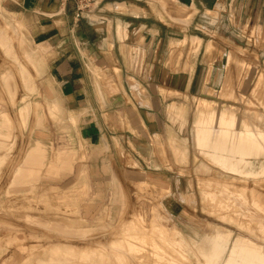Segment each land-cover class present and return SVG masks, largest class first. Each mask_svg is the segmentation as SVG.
I'll use <instances>...</instances> for the list:
<instances>
[{
    "label": "rangeland",
    "instance_id": "obj_1",
    "mask_svg": "<svg viewBox=\"0 0 264 264\" xmlns=\"http://www.w3.org/2000/svg\"><path fill=\"white\" fill-rule=\"evenodd\" d=\"M155 1L165 11L177 10L170 0ZM168 15L173 19L172 13ZM219 17V26L210 35L220 43L233 40L229 61L226 46L215 41L206 46L213 52L203 62L195 56L200 37L187 36L175 44L174 49H180L181 54L185 47L187 73L198 64L194 84L208 88L203 95H185L184 106H168L171 118L186 122V162L181 161L186 172L179 185L184 190L180 196L183 205L174 204L177 198L173 196L171 205L163 206L162 199L169 190L160 191L145 180L130 187L113 183L106 191L94 190L86 180L68 190L49 182L61 177L67 155L75 156L78 150L74 140L67 139L70 130L62 125V109L47 102L40 92L50 83L41 78L46 63L30 45L25 31L28 27L0 6V140L18 134L28 135V140L35 134L52 135L49 143H38L35 151L31 142L26 143L29 158L35 157V152L42 154L43 189L37 194L34 188L3 189L2 171L18 142L9 145L0 141V264H210L209 248L214 241L228 243L242 257L264 259V15H245L241 21L234 15L238 24L234 29L228 26L227 13ZM8 24L11 32L16 30L15 38L10 36ZM174 53L172 67L177 64ZM212 69V77H208ZM134 96L139 100V95ZM164 96L177 100L171 94ZM201 101L208 107L203 108ZM222 112L227 116L223 118ZM201 126L225 128L230 137L246 133L247 142L253 133L252 145L263 148L247 157L251 165L244 168L246 172H238L226 164L232 158L205 155L208 150L196 135ZM259 134L262 137L256 138ZM79 149L83 152L81 144ZM80 158H84L82 154ZM177 176L172 175L175 187ZM96 197L99 205L94 203ZM83 200L90 206H83Z\"/></svg>",
    "mask_w": 264,
    "mask_h": 264
},
{
    "label": "crops",
    "instance_id": "obj_2",
    "mask_svg": "<svg viewBox=\"0 0 264 264\" xmlns=\"http://www.w3.org/2000/svg\"><path fill=\"white\" fill-rule=\"evenodd\" d=\"M256 1L170 0L177 10L165 11L155 0H100L76 19L72 0H0L4 12L18 16L28 27L27 39L46 63L41 78L50 83L40 92L62 109V125L70 130L67 139H73L78 150L75 156L67 155L61 177L49 182L68 190L86 180L94 190L106 191L113 183L130 187L145 180L160 191L169 190L163 194V206L171 205L173 196L177 198L174 204L183 205L184 190L179 185L186 172V164L181 163L186 162V122L174 117L172 121L168 106H184L185 95H203L208 87L194 84L198 64L186 72V50L181 54L174 49L176 41L200 37L195 56L201 62L208 60L213 51L206 46L215 41L210 32L218 28L220 14L227 13L228 26L234 29L238 26L234 15L239 21L245 15H264V0ZM231 41H215L226 46L228 61L229 46H235ZM173 51L178 53H174L177 64L172 67ZM212 73L213 69L208 77ZM169 94L177 100L164 96ZM50 138L40 133L29 140L26 134L0 140L9 145L18 142L2 171L3 189L34 188L35 194L43 189L42 156L29 158L26 143L31 142L34 150ZM176 174L177 188L174 177L172 181ZM94 203L100 204L98 197ZM82 205L90 203L83 200Z\"/></svg>",
    "mask_w": 264,
    "mask_h": 264
},
{
    "label": "bare ground",
    "instance_id": "obj_3",
    "mask_svg": "<svg viewBox=\"0 0 264 264\" xmlns=\"http://www.w3.org/2000/svg\"><path fill=\"white\" fill-rule=\"evenodd\" d=\"M189 19V18H188ZM6 21V20H5ZM8 30H9V33H10V36L15 38L16 36V30H14L13 32H11L12 30V27L8 24ZM1 41L2 43L7 47L9 48L10 50V47L9 45L7 44V42H5L4 39L1 38ZM23 41V40H22ZM208 44V43H207ZM16 65V64H15ZM16 67V66H15ZM17 68V67H16ZM22 72V71H21ZM26 73V72H25ZM29 76V74H28ZM26 80H27V83L30 84V79L29 77H25ZM25 80V79H24ZM10 82V81H9ZM25 82V81H24ZM7 84V82H6ZM26 86V85H25ZM10 88V86H9ZM28 95V94H27ZM201 103V106L203 105V108L205 107H208V104L207 102H204V101H201L199 102ZM198 103V105H200ZM21 110V109H20ZM24 108H22V113L25 114V110ZM208 110V109H207ZM228 112V111H227ZM196 113V112H195ZM224 115V117L227 116L226 112H222ZM197 115V114H196ZM195 115V116H196ZM22 117V116H21ZM24 117V115H23ZM195 119V118H194ZM73 121H75V117L73 116L72 118ZM38 123V122H37ZM201 123V121H200ZM246 131V130H244ZM232 133V132H231ZM248 133V132H247ZM255 133V132H254ZM245 136H246V133H244ZM249 134V133H248ZM253 134V133H252ZM250 136V142L246 141V137L245 136H242V134L239 136L235 135L232 137H230V134L229 132L225 129V128H220V129H216V130H212L210 126L208 127H205L203 128V126H201V128L198 130L197 132V136H198V141H201L202 143V147L204 148V150H208L206 152L205 155H209V157H213L215 158L216 155H219V157L221 158H225V157H230L232 158V160L230 161H227L226 164H228L229 166L231 167H234V168H238V172H246L245 171V167L247 165H251L250 161L247 159L248 156L252 155V154H258L260 152V149L258 147H260L261 145L259 146H255V145H252L251 143V138L252 135ZM196 136V137H197ZM230 137V138H229ZM249 137V136H247ZM258 137H262L261 134H259V136H256V138ZM255 138V137H254ZM253 138V139H254ZM261 142V139L259 140ZM256 142L258 143V141L256 140ZM198 143V142H197ZM256 143V145H258ZM262 143V142H261ZM264 144H262L263 146ZM261 146V147H262ZM2 147V146H1ZM0 147V148H1ZM5 148V147H3ZM263 148V147H262ZM36 150V149H35ZM34 150V151H35ZM40 153V152H39ZM264 153V152H263ZM35 154H37L35 152ZM42 154H40L41 156ZM29 156V155H28ZM35 156V155H34ZM39 156V155H38ZM207 157V156H206ZM36 159V158H35ZM31 160V159H30ZM211 160V159H210ZM26 162V161H24ZM28 162V161H27ZM26 162V163H27ZM194 162V161H193ZM25 163V164H26ZM207 163V162H206ZM32 164V163H31ZM30 165V164H28ZM249 165V166H250ZM253 166V165H252ZM23 169V168H21ZM20 169V170H21ZM28 169V168H27ZM25 169V170H27ZM29 170V169H28ZM27 170V171H28ZM213 170V169H212ZM262 170V169H261ZM250 171V170H249ZM247 171V172H249ZM23 172V171H22ZM251 172H253L251 170ZM250 172V173H251ZM35 179V178H34ZM29 183V182H28ZM141 187V186H140ZM119 193V192H118ZM114 196V195H113ZM117 198V197H116ZM115 199V198H114ZM117 201V200H116ZM22 203V202H21ZM24 204V203H23ZM78 209V208H77ZM76 210V209H75ZM79 213V212H78ZM263 225V227H262ZM261 225V230L264 229V223ZM56 228V227H55ZM54 228V229H55ZM57 228H60L61 227H57ZM66 228V227H65ZM63 229V228H62ZM70 231L69 228H66ZM59 230V229H58ZM85 230V229H84ZM62 231V230H60ZM75 232V230H74ZM78 233V232H77ZM75 234V233H74ZM82 234V233H81ZM77 235V234H76ZM198 240V239H197ZM206 241H207V237L203 239V241L201 242V245L202 247L205 246L206 244ZM233 248L231 246H228V243L224 244V243H220L219 241H214L212 244H211V247L209 248V255H210V264H220L221 261H222V258L225 254V252L227 251V259L225 260L224 264H264V259H261V258H258V257H252V256H248V257H242L240 256V254L238 252H233L234 250H232ZM233 252V254H232ZM235 253V254H234ZM240 256V257H239Z\"/></svg>",
    "mask_w": 264,
    "mask_h": 264
},
{
    "label": "built area",
    "instance_id": "obj_4",
    "mask_svg": "<svg viewBox=\"0 0 264 264\" xmlns=\"http://www.w3.org/2000/svg\"><path fill=\"white\" fill-rule=\"evenodd\" d=\"M75 3V18H81L86 12L98 6L100 0H72Z\"/></svg>",
    "mask_w": 264,
    "mask_h": 264
}]
</instances>
